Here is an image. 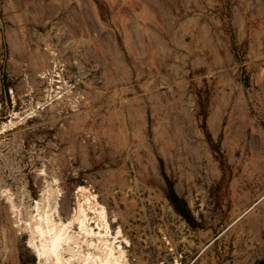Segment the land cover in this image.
<instances>
[{
  "label": "rangeland",
  "instance_id": "1",
  "mask_svg": "<svg viewBox=\"0 0 264 264\" xmlns=\"http://www.w3.org/2000/svg\"><path fill=\"white\" fill-rule=\"evenodd\" d=\"M0 264H264V0H0Z\"/></svg>",
  "mask_w": 264,
  "mask_h": 264
}]
</instances>
